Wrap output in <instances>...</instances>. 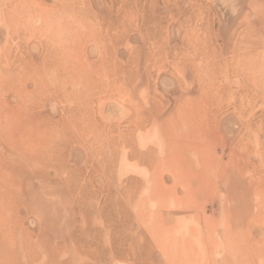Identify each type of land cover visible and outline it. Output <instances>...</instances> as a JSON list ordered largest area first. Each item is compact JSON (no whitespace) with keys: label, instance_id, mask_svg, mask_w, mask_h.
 I'll return each mask as SVG.
<instances>
[{"label":"rangeland","instance_id":"obj_1","mask_svg":"<svg viewBox=\"0 0 264 264\" xmlns=\"http://www.w3.org/2000/svg\"><path fill=\"white\" fill-rule=\"evenodd\" d=\"M0 264H264V0H0Z\"/></svg>","mask_w":264,"mask_h":264},{"label":"bare ground","instance_id":"obj_2","mask_svg":"<svg viewBox=\"0 0 264 264\" xmlns=\"http://www.w3.org/2000/svg\"><path fill=\"white\" fill-rule=\"evenodd\" d=\"M26 13V9L23 11H21L20 9H18L17 7H15V9H13L12 11H11V14H14L15 15V13H21V14H23V13ZM11 14H4V18L6 19V20H13L12 19V15ZM14 18V17H13ZM52 56L53 55H51V53H48V54H46V55H44L41 59H40V64H41V68L43 69V71L45 72V73H48V71H54V70H57V69H60V70H65V68L64 67H60V65H58V62H56V61H54V60H52L51 58H52ZM55 57H56V55H55ZM57 57H59V56H57ZM60 62V61H59ZM61 64V63H60ZM63 64H64V62H63ZM63 64H61L62 66H63ZM26 65V64H25ZM11 68V67H10ZM10 69H8V70H6V71H9ZM27 92V91H26ZM28 92H29V97H32V96H34L36 93V91L34 90V89H31V90H28ZM34 106V105H33ZM32 105L31 106H26L25 108H24V110H28L29 108H32L33 107ZM42 125H40V128L43 130V131H46V130H48V126L46 125V121L44 120V119H42ZM44 144V141H42L41 143H40V145L42 146ZM148 161H152V158L149 156L148 157V159H147Z\"/></svg>","mask_w":264,"mask_h":264}]
</instances>
